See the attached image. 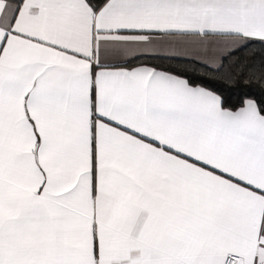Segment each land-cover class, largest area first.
I'll list each match as a JSON object with an SVG mask.
<instances>
[{
	"label": "snow or ice",
	"instance_id": "6c2138e0",
	"mask_svg": "<svg viewBox=\"0 0 264 264\" xmlns=\"http://www.w3.org/2000/svg\"><path fill=\"white\" fill-rule=\"evenodd\" d=\"M0 264H264V0H0Z\"/></svg>",
	"mask_w": 264,
	"mask_h": 264
}]
</instances>
